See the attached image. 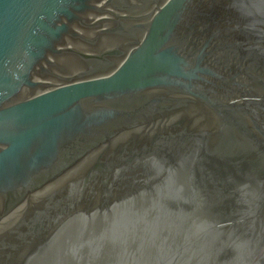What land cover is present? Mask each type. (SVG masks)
Returning <instances> with one entry per match:
<instances>
[{
	"label": "water",
	"instance_id": "obj_1",
	"mask_svg": "<svg viewBox=\"0 0 264 264\" xmlns=\"http://www.w3.org/2000/svg\"><path fill=\"white\" fill-rule=\"evenodd\" d=\"M0 264H264V0H0Z\"/></svg>",
	"mask_w": 264,
	"mask_h": 264
}]
</instances>
